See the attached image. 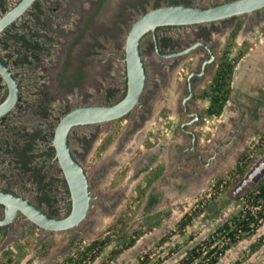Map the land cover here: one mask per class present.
Returning <instances> with one entry per match:
<instances>
[{
  "label": "rangeland",
  "instance_id": "obj_1",
  "mask_svg": "<svg viewBox=\"0 0 264 264\" xmlns=\"http://www.w3.org/2000/svg\"><path fill=\"white\" fill-rule=\"evenodd\" d=\"M62 1L58 9L60 13L65 12V19L57 17L49 22V27L58 32L52 50L32 65L19 66L17 75L27 89V100L26 105L18 107V112L42 115L37 109V106L44 107L42 98L49 106L54 102L58 109L69 108L75 102L94 100L105 88V81L119 72L121 61L117 53L124 49L133 23L124 3L130 0ZM209 1L201 0L205 4ZM212 1L215 5L220 3L219 0ZM237 18L243 19L244 25L236 38L232 56L241 45L246 52L236 65L232 96L222 113L210 116L207 113L209 99L199 102L201 118L188 127L196 134L194 139L181 127L186 118L175 114L176 102L156 97L152 102L157 113L148 122L143 138L133 150L128 146L136 141L137 135L128 146L120 141L122 129L135 110L121 122H111V128L116 127L114 132H102L97 146L89 152L78 153L87 171L92 195L84 221L64 231L42 232L38 225H28L27 237L15 242H3L4 235L1 234L2 263L8 260L5 251L12 250L16 255L14 264H53L70 252L73 240L93 241L123 214L125 231L92 264H175L187 250L208 239L245 205L253 208L246 202L244 194L264 176L258 182L248 183L239 192L237 187L253 165L264 157V115H258L259 108L255 106L262 101L259 95L264 94V89L257 86L258 73H249L247 68V55H255L262 49L264 18L251 19L245 14L226 19L225 26L233 28ZM231 30L221 35L220 48L226 46ZM5 55L11 57H7V52ZM146 57L150 71L158 72L153 54L146 52ZM80 69L83 73L78 74ZM247 80L251 81L248 86ZM209 84L206 82L202 90ZM36 100L40 104H36ZM42 110L46 111L45 108ZM194 140L195 145L191 148ZM113 146L116 155L108 157ZM248 147L254 150L251 154L254 161L243 176L227 186L232 180L229 173ZM220 178L225 179L223 184L214 187ZM10 180L14 189L20 187L16 183L20 178L13 176ZM196 183L199 184L197 191L187 194ZM115 197H119L118 206L114 212L107 213L105 200ZM187 215H192V220L182 230L179 223ZM101 221H105L102 226ZM261 221L263 225L256 233L232 246L220 256L217 264H264V244L251 251L252 244L264 235V218ZM130 236L136 238L134 245L114 255L113 250L123 247L121 241Z\"/></svg>",
  "mask_w": 264,
  "mask_h": 264
},
{
  "label": "flooded vegetation",
  "instance_id": "obj_2",
  "mask_svg": "<svg viewBox=\"0 0 264 264\" xmlns=\"http://www.w3.org/2000/svg\"><path fill=\"white\" fill-rule=\"evenodd\" d=\"M20 1L0 0V17ZM98 1L102 3V0ZM224 1L226 0L218 2ZM62 2V0H35L19 18L0 32V55L10 65L20 84L18 104L0 117V189L12 191L28 198L43 211L58 218L67 216L71 212L73 204L68 181L53 143L61 118L79 105L116 103L125 96L128 86L124 47L117 53L121 61L118 65L119 70H117L119 72L116 74V71H113L115 76L105 81V88L97 93L100 94V97L98 96L94 100L75 102L69 108L59 109L54 102H51L53 109L42 98L41 105L44 107L37 106L42 115L17 111L21 104L26 105L25 99L27 98L25 95L27 89L21 84L17 75L20 70L18 64H23L19 62L18 58L27 54L33 61L38 57L37 61L42 59L44 54L50 52L46 47H50L49 49L52 50L53 41L58 32L49 27V22L57 17H62L60 20L65 19V12L60 13L58 9L62 6ZM124 3L130 12L131 21L134 22L139 15L150 8L163 4L187 3L211 6L216 2L211 0L205 4L201 0H130ZM249 16L252 17L251 19L264 18V8L250 13ZM225 21L226 19L189 25L160 26L157 28L160 52L156 50L153 32L149 31L143 36L141 52L147 68L146 84L140 101L127 114L130 115L135 110L122 129L121 143L128 146L134 136L147 128L148 122L157 113L152 102L153 99H157L156 97L162 100L173 99L176 102L175 114L185 115L186 118L181 123L182 129L190 133L194 139L196 138L194 131L188 127L195 125L201 118L202 112L198 103L202 100H211L202 96L204 92L202 88L206 82H210L213 78L219 64L220 54L225 48V46L220 48L221 35L225 34L228 29H232L230 25L225 26ZM37 39L44 40V47L39 50L28 48L27 41L35 43ZM5 52L8 53L7 57L9 55L11 57L6 58ZM146 52H150L155 57L154 60L159 67L158 72L150 71ZM34 55L36 57H33ZM81 72L83 73L80 69L78 74ZM102 81L104 82V80ZM7 93L8 86L0 75V104L6 99ZM35 102L40 104L39 100ZM42 108H45L46 111H43ZM124 117L107 122L73 126L69 133V144L75 157L79 160L78 153L91 151L98 145L102 132L110 131L112 133L116 130V127L111 128L109 124L121 122ZM185 122L186 124L183 126L182 124ZM194 145L195 140L191 148ZM39 154L41 155L39 156ZM13 176L21 179L16 181L20 185L19 188L14 189L10 186V184L12 185L10 178ZM121 192L124 191L121 190ZM119 201V197L110 198L109 201L105 200L104 206L107 213L114 212ZM5 216L6 207L0 203V218ZM32 224L37 226L21 212H18L13 222L0 225V235L6 233L2 241L23 240L27 237L28 225ZM37 227L39 228V226ZM40 229L42 232H47L44 228L40 227Z\"/></svg>",
  "mask_w": 264,
  "mask_h": 264
},
{
  "label": "water",
  "instance_id": "obj_3",
  "mask_svg": "<svg viewBox=\"0 0 264 264\" xmlns=\"http://www.w3.org/2000/svg\"><path fill=\"white\" fill-rule=\"evenodd\" d=\"M35 0H21L15 7L0 17V32L19 18ZM264 8V0H226L222 3L201 6L187 3L163 4L150 8L132 23L125 41L127 92L112 104L79 105L61 118L53 138L57 156L64 170L71 191L72 209L63 217H53L28 198L15 192L0 189V203L6 207V216L0 225H7L18 212L47 231H64L77 227L87 217L92 201L89 177L83 164L75 157L69 144V133L73 126L86 123L107 122L126 116L140 101L147 79V68L141 52L143 36L151 31L160 52L157 28L166 25H189L223 20L250 14ZM0 75L8 86L6 99L0 104V117L11 111L19 102L20 84L10 65L0 55ZM186 124L183 123L184 126ZM264 176V157L260 158L245 174L237 192L250 182H258ZM9 206V207H8Z\"/></svg>",
  "mask_w": 264,
  "mask_h": 264
},
{
  "label": "trees",
  "instance_id": "obj_4",
  "mask_svg": "<svg viewBox=\"0 0 264 264\" xmlns=\"http://www.w3.org/2000/svg\"><path fill=\"white\" fill-rule=\"evenodd\" d=\"M243 25V19H238L235 22L226 46L219 57L217 70L211 79L210 84L202 94L203 97L211 99L209 100L210 105L207 109V113L210 116L220 115L229 101L236 65L246 52L245 47L241 45L236 55L232 56V53L236 50V38ZM30 42L31 45H29ZM32 42L33 41H27L28 48L39 50L44 47V40L37 39L35 43ZM49 48L46 47L47 50H50ZM33 57H36V55ZM18 59L20 63H23L21 64V67L23 68L24 65L29 66L34 64L38 57L33 61L26 54L20 56ZM19 66L20 64H18V67ZM262 140H264V134ZM260 142L256 144L257 148L261 146ZM253 152V148L248 147L240 155L235 168L229 173L232 180L227 183V186L229 183L234 182L247 172L251 163L255 159V157L251 155ZM224 180V178L216 180L214 187L222 185ZM244 196L246 202L251 203L253 208H248L245 205L237 214L227 219V221L218 228V231L211 234L208 239H205L203 242H200L187 250L185 256L175 264H217L220 256L232 248V246L242 239L256 233L263 225L261 218H264V178L260 180L253 189L248 190ZM122 215L119 219L114 221L103 234L95 238L93 241L84 242L81 240H73L70 252L63 259L58 260L53 264H92L101 253L107 249L113 240L118 238L121 233L125 231L126 224ZM186 217L179 223L182 230H184L192 220V215H187ZM5 234L6 233H3V235ZM135 242L136 238L134 236L123 239L121 241L123 247L113 250L114 255H118L120 252H123V250L133 246ZM263 244L264 235L252 244L251 251L254 252L258 250ZM4 255L8 256V260L6 263L0 261V264H14L16 255L14 256L12 250H6Z\"/></svg>",
  "mask_w": 264,
  "mask_h": 264
},
{
  "label": "crops",
  "instance_id": "obj_5",
  "mask_svg": "<svg viewBox=\"0 0 264 264\" xmlns=\"http://www.w3.org/2000/svg\"><path fill=\"white\" fill-rule=\"evenodd\" d=\"M247 57H248L247 58V60H248L247 61V63H248V65H247L248 66L247 67L248 68V72L250 73L252 71H255L256 73H258V77L260 78V80L256 81V82H258L257 86L262 88V89H264V41H263V44H262V49H259L257 51V54H255V55H247ZM250 82L251 81L247 80V82H246L247 86L249 84H251ZM232 92H233V87H232V91H231L230 97L232 96ZM248 97H249V95H248ZM259 97L261 98L260 100H262L263 102L260 101L259 104L258 105L256 104L255 106L259 108L258 109V112H259L258 115H264V94L260 93ZM229 100H230V98H229ZM261 118H263V117H261ZM254 121H255L254 123H256V119ZM188 191H189L188 193H191L190 188H189Z\"/></svg>",
  "mask_w": 264,
  "mask_h": 264
},
{
  "label": "bare ground",
  "instance_id": "obj_6",
  "mask_svg": "<svg viewBox=\"0 0 264 264\" xmlns=\"http://www.w3.org/2000/svg\"><path fill=\"white\" fill-rule=\"evenodd\" d=\"M203 23H205V22H203ZM145 131V130H144ZM139 132V134H137V136L135 137V139H136V141L132 144V145H130V146H128V148H131L132 150H133V148L136 146V144L138 145L139 144V142L141 141V137H142V135H144V133L145 132ZM114 146H117V145H114ZM114 146L111 148V150L108 152V157H112V156H114V154H115V150H116V147L114 148ZM116 155V154H115ZM189 162V161H188ZM199 187V184L198 183H196L194 186H191L190 187V191H191V193H193L197 188ZM204 188V187H203ZM123 189V188H122ZM197 191V190H196ZM191 193H188V194H191ZM175 197V196H174ZM116 198V197H115ZM9 207V206H8ZM104 223H105V221H101V223H100V226H102V225H104Z\"/></svg>",
  "mask_w": 264,
  "mask_h": 264
}]
</instances>
